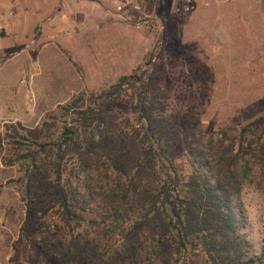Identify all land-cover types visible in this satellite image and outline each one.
<instances>
[{
    "label": "trees",
    "instance_id": "obj_1",
    "mask_svg": "<svg viewBox=\"0 0 264 264\" xmlns=\"http://www.w3.org/2000/svg\"><path fill=\"white\" fill-rule=\"evenodd\" d=\"M164 43L163 33L130 73L47 114L41 137L15 142L35 195L26 207L56 211L48 243L63 264L264 263L240 201L246 187L264 196V106L207 131L177 126Z\"/></svg>",
    "mask_w": 264,
    "mask_h": 264
},
{
    "label": "rangeland",
    "instance_id": "obj_2",
    "mask_svg": "<svg viewBox=\"0 0 264 264\" xmlns=\"http://www.w3.org/2000/svg\"><path fill=\"white\" fill-rule=\"evenodd\" d=\"M163 33L161 86L177 126L207 131L264 106V0H0V264H63L48 243L56 211L26 207L35 195L15 142L130 73ZM240 201L259 254L264 196L246 187Z\"/></svg>",
    "mask_w": 264,
    "mask_h": 264
}]
</instances>
